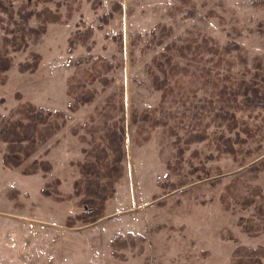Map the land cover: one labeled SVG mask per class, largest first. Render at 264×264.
<instances>
[{"label": "rangeland", "instance_id": "obj_1", "mask_svg": "<svg viewBox=\"0 0 264 264\" xmlns=\"http://www.w3.org/2000/svg\"><path fill=\"white\" fill-rule=\"evenodd\" d=\"M4 1H11L17 9L26 0ZM58 1V10L63 14L66 0ZM114 2L121 11L112 9ZM190 2L193 5L180 0H72L79 7L70 19L46 22L44 32L27 36L25 48L9 52L13 65L6 71L7 79L0 83V116L11 115L18 102L16 91L21 93L22 101L65 109L70 99L67 77L71 74H75L71 84L81 80L97 92L91 102L76 111L66 110L69 118L65 124L40 143L29 158L48 159L49 171L22 174L20 167L10 168L0 162V264H231V251L238 244H261L264 248V217L253 212L254 203L239 201L230 210L222 202L223 195L230 200L231 194L244 196L255 185L264 190V109L238 112L250 124L261 123V129L239 146L235 157L218 154L212 134L220 128L210 122L208 137L186 145L183 159L174 169L167 165V160L175 164L177 158L172 143L174 134L159 125L142 131L128 119L133 108L142 110L160 104L161 91L151 85L147 66L166 42L180 43L186 36L207 34L228 60L236 55L235 50L223 49L228 40L238 42L246 51L247 65L254 54L264 59V29L256 28L258 21H264V2L261 6L254 0ZM55 4L56 0H27L28 7L37 9L47 6L54 10ZM2 14L7 19V13ZM103 14L107 16L105 22L101 19ZM100 21L103 26L97 27ZM157 22L170 26L172 32L155 44L148 39L147 31ZM2 23L13 26L6 20ZM37 23V19L29 20L33 26ZM87 25L93 30L86 41L91 46L89 50L76 37L77 31ZM4 33L1 26L0 41ZM70 38L75 39L68 52ZM31 52L41 55L37 69L19 70L17 62L28 58ZM101 57L113 63L103 72L113 78L107 87L83 74L96 61L100 68ZM177 60L180 64L186 61L180 57ZM205 64L212 66L208 61ZM226 65L221 67L222 72L228 70ZM231 72L238 73V67L232 66ZM181 79L185 92L180 94V88H176L164 104L174 112L170 123L183 134L189 127L193 103L210 95L200 80L190 74ZM189 85L198 87L194 95L188 90ZM114 93L116 101L123 99L126 114L123 175L115 183V194L107 200L102 218L68 226L66 217L80 209L77 197L55 199L43 194L41 188L46 181L58 177L61 193L71 192L78 176L77 161L83 157L80 148L87 145L77 136L84 130L80 128L74 134L71 129L90 122V114L99 120L98 111L106 96ZM120 113L117 111L116 116ZM146 132L149 137L144 139ZM3 150L4 143L0 142V156ZM258 162L263 169H248ZM200 165L211 174L206 176L202 169H194ZM183 174H187L188 182L172 189L166 184ZM13 188L17 192L12 193ZM242 218L249 220L241 223ZM261 259L264 264V255Z\"/></svg>", "mask_w": 264, "mask_h": 264}, {"label": "trees", "instance_id": "obj_2", "mask_svg": "<svg viewBox=\"0 0 264 264\" xmlns=\"http://www.w3.org/2000/svg\"><path fill=\"white\" fill-rule=\"evenodd\" d=\"M49 1V0H36ZM99 1V0H96ZM184 4H192L191 0H180ZM260 6L264 0H254ZM60 1L56 0V9H49L47 6L42 8L28 7L27 0L20 6L14 8L11 1L0 0V27H4V34L0 41V83L7 79L6 71L13 65L11 50H20L27 46V36L30 33L38 35L46 29V22H65L71 18L72 12L77 5L72 0H66L65 11L63 14L58 10ZM62 5V4H61ZM97 2L93 3L95 7ZM193 5V4H192ZM112 9L121 11V7L114 2ZM3 12L7 13V19ZM211 13V12H209ZM64 15V19L61 16ZM31 18L37 19V27L29 24ZM101 19L105 22L107 16L103 14ZM3 20L13 24L12 27H5ZM97 27H102L103 22H98ZM258 30L264 29V21L260 20L256 24ZM92 27L86 26L83 30L77 31L76 37L85 44L89 50L90 44L86 41L92 35ZM158 31V32H157ZM149 40L152 43H161L165 35H170L172 28L162 23H155L148 31ZM8 33V34H7ZM75 38L68 41L67 51L71 52ZM223 49L226 51L235 50L234 58L228 60L220 53L221 50L216 46L211 36L207 34H192L186 36L183 42L177 43L174 40L166 42L162 50L151 57L150 64L147 66L150 75V83L154 89L161 91L160 104L148 109L137 110L133 108L129 114V122L137 129L146 130L147 127L157 125L174 134L172 140L176 147L177 155L175 164L167 160V165L173 169L178 166L183 159V150L191 142L201 141L209 135L207 127L210 122H216L219 131L212 134L214 146L220 153H228L234 157L240 145L248 139L254 138L261 129V123H248L238 112H250L254 109H264V59L263 56L254 54L250 65H247V54L242 46L232 40H228ZM177 57L185 58L184 64H180ZM41 55L39 52H31L28 58L19 60L17 67L21 71L34 72ZM101 67L98 68L97 61L94 62L90 70H84L83 74L90 77L89 80L98 79L104 87L110 85L113 78L103 75L113 63L101 57ZM68 59H71L68 57ZM100 59V57H98ZM197 60V61H195ZM187 61H191L188 63ZM203 63H199V62ZM208 61L212 66L206 65ZM227 63L225 72L221 67ZM193 64V67L190 66ZM237 66L239 72H231V67ZM191 75L200 80L210 96L194 102L191 109V120L186 132L180 134L170 119L174 117L164 101L168 95L172 94L176 88H180V94L185 92L182 75ZM75 74L67 77L68 87L66 89L70 96L67 100L65 109H51L45 106H38L31 101H22L21 93L15 92L18 99L13 107L11 115L0 116V142L4 143V150L0 156V162L10 168L20 167L22 174H32L37 171L47 172L51 168L48 159L33 158L29 159L38 149L40 143L50 138L69 118L66 112H74L80 105L91 102L96 95L94 86H86L85 82L78 80L76 84H71ZM190 86V85H189ZM198 87L190 86L189 91L194 95ZM182 98V97H180ZM121 111L119 116L116 112ZM100 119L96 120L90 114V122H82L78 128H72L71 132L78 133L82 128L84 132L77 136L87 145L81 146L83 157L77 161L78 176L73 180L72 190L62 194L58 186L60 179L54 177L45 182L41 192L51 195L55 199L62 200L76 196V205L80 207L74 214L66 217L65 224L73 226L77 222L88 224L102 218L105 213L106 202L113 197L116 191L115 183L123 175L126 155L125 146V105L121 97L116 101V94H109L105 98V104L100 108ZM14 115V116H13ZM148 133L143 135L147 139ZM27 159V162H26ZM261 162L250 166L248 169L258 172L263 169ZM202 169L206 176L210 175V170L204 165L194 167ZM192 171V170H191ZM189 181L187 174H183L177 181H169L166 184L172 188L182 185ZM12 193L17 192L16 188L11 189ZM11 195V193H10ZM231 200L223 195V204L226 209H233V204L240 201L241 204L254 203L253 212L264 217V190L259 185H255L247 195L238 196L231 194ZM249 218H242V221ZM245 228L246 226L243 225ZM257 227V226H256ZM254 233V232H251ZM256 234V233H254ZM264 255V248L261 244L249 246L238 244L231 251V264H263L261 257Z\"/></svg>", "mask_w": 264, "mask_h": 264}]
</instances>
